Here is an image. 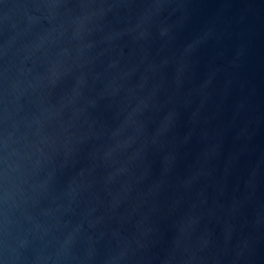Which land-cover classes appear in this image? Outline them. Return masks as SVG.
I'll return each mask as SVG.
<instances>
[{"label":"water","instance_id":"95a60500","mask_svg":"<svg viewBox=\"0 0 264 264\" xmlns=\"http://www.w3.org/2000/svg\"><path fill=\"white\" fill-rule=\"evenodd\" d=\"M0 264H264V0H0Z\"/></svg>","mask_w":264,"mask_h":264}]
</instances>
